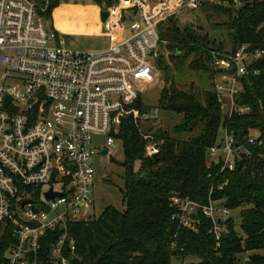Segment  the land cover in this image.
I'll return each instance as SVG.
<instances>
[{"label": "built area", "instance_id": "built-area-1", "mask_svg": "<svg viewBox=\"0 0 264 264\" xmlns=\"http://www.w3.org/2000/svg\"><path fill=\"white\" fill-rule=\"evenodd\" d=\"M204 2L243 0H113L101 6L108 10L103 26L109 46L77 50L56 43L57 31L33 0H0V63L6 65L0 83V222L12 237L0 264H71L76 246L71 225L93 215V154L113 144L124 115H138L131 104L157 78L167 19ZM263 53L248 43L229 53L212 50L214 88L228 113L248 109L235 103L234 94L247 64ZM7 77L17 82L6 83ZM247 139L261 143L257 136ZM146 149L149 155L158 151L152 141ZM248 153L223 129L208 148L207 163L233 169ZM50 188L58 193L47 198ZM170 203L180 226L196 229L201 213L209 220L208 232L220 238L225 224L215 216L214 199L173 194ZM220 206L222 214L229 213Z\"/></svg>", "mask_w": 264, "mask_h": 264}, {"label": "trees", "instance_id": "trees-1", "mask_svg": "<svg viewBox=\"0 0 264 264\" xmlns=\"http://www.w3.org/2000/svg\"><path fill=\"white\" fill-rule=\"evenodd\" d=\"M33 1L37 12L51 20L57 0ZM94 1L100 6L113 2ZM200 10L206 16L212 12L226 15L222 23L231 47L213 45V41L207 44L206 34L180 26L177 17L171 16L161 30L170 60L183 61L194 54L188 66L211 68L216 73L211 65L212 50L229 53L242 43L264 49V0H243L239 5L204 2ZM162 55L157 59L159 68L165 67L158 62ZM165 81L157 106L181 114L174 129L196 133L179 138L160 127L143 131L140 116L153 107L144 104L141 96L132 102L138 115H124L115 133L123 146L120 190L124 206L106 205L98 215L71 225L76 239L71 264H171L172 256L182 261L187 256L197 258L185 264H264V53L250 60L247 72L239 76L234 101L248 107L241 113L223 110L215 88L205 90L200 98L196 92L179 88L167 73ZM251 128L258 130L260 144L248 141ZM223 129L250 151L233 169L220 170L215 162L207 163L208 148ZM149 141L157 145L156 158L147 154ZM173 194L200 202L212 198L229 211L239 208L240 228L227 217L225 232L216 240L208 232V218L201 213L196 229L180 226L172 218ZM11 239L9 226L0 222V253Z\"/></svg>", "mask_w": 264, "mask_h": 264}, {"label": "rangeland", "instance_id": "rangeland-1", "mask_svg": "<svg viewBox=\"0 0 264 264\" xmlns=\"http://www.w3.org/2000/svg\"><path fill=\"white\" fill-rule=\"evenodd\" d=\"M59 3H68L69 8L72 11L82 12L83 15H86L92 7L95 8L98 15L100 14L99 4L94 0H57L51 10V20L54 19L53 9ZM205 13L204 10L200 9L193 11L188 10L177 14L176 17L180 26L185 25L192 28L193 31L200 30L202 34H206L209 40L207 41V44H211V41H213V45L222 43L224 48L229 49L231 47V42L228 36V30L222 23L226 18V15L212 12L210 16H206ZM77 41L79 40L75 39L73 35H62L57 32L56 43L62 47L81 50ZM161 52L163 55L158 62L165 67L159 68L160 70L155 81L143 85L140 98L144 104L150 105L153 108H155L154 106H157L161 87L166 83V73L168 74L169 80L173 78L179 88L196 92L200 98H203L205 90L214 88V80L217 78V74L213 73L211 68H191L188 66L189 62L195 57L194 54L188 55L183 61H173L168 58V52L165 51L164 45L161 46ZM5 67V64L0 63V83L1 75ZM5 82L15 83L17 82V79L7 77ZM153 108L147 110V115L140 116L141 129L143 131L152 132L160 127L166 129L169 134L179 138H186L196 133V131L186 132L174 129L175 124L179 123L181 114L174 113L161 106H157L156 111H154ZM222 109L227 110L226 105H222ZM115 133L113 137L114 142L108 146L107 152L105 154H102L101 152L95 153L91 159L94 166L93 207L91 212L95 216L98 215L106 205H114L118 208H123L124 206L120 190L123 186L124 169L120 164L123 160V146L121 140L116 137ZM249 133L252 136H257L258 130L251 128ZM104 138L103 135H95L93 137V139L98 142H103ZM215 205L218 208L215 213L217 219L224 221L227 217H232L236 228H240L239 208L230 209L229 213L225 215L221 212V203L215 202ZM241 255L242 253L240 256ZM194 261H197L195 256H187L183 261L178 256H172L171 258V264H185ZM242 264L248 263L242 262Z\"/></svg>", "mask_w": 264, "mask_h": 264}, {"label": "crops", "instance_id": "crops-1", "mask_svg": "<svg viewBox=\"0 0 264 264\" xmlns=\"http://www.w3.org/2000/svg\"><path fill=\"white\" fill-rule=\"evenodd\" d=\"M53 14L51 24L54 29L62 35H73L79 40L77 43L81 50H101L109 46L111 39L103 26L101 14L98 15L95 8L83 15L72 11L68 3H59Z\"/></svg>", "mask_w": 264, "mask_h": 264}, {"label": "water", "instance_id": "water-1", "mask_svg": "<svg viewBox=\"0 0 264 264\" xmlns=\"http://www.w3.org/2000/svg\"><path fill=\"white\" fill-rule=\"evenodd\" d=\"M100 14H101V18H102V20H104V19L107 17V15H108V10L105 9V8H101V10H100ZM10 99H11V97L7 95V96L5 97V103H7ZM220 140H223V136L220 137ZM106 152H107V148H106V147L103 148V149H101V153H102V154H105ZM157 154H158V151H155L154 153H152V157L156 158V157H157ZM57 193H58V192L53 191L51 188H50L48 191L45 192L47 198H48V197H51V196H53V195H55V194H57ZM27 201H28V200L26 199V200H24L23 202H27ZM223 231L225 232V228H224Z\"/></svg>", "mask_w": 264, "mask_h": 264}]
</instances>
